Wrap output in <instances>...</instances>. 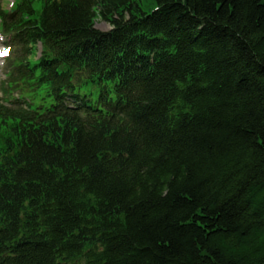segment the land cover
I'll use <instances>...</instances> for the list:
<instances>
[{
  "label": "trees",
  "instance_id": "16d2710c",
  "mask_svg": "<svg viewBox=\"0 0 264 264\" xmlns=\"http://www.w3.org/2000/svg\"><path fill=\"white\" fill-rule=\"evenodd\" d=\"M0 28V264H264V0H21Z\"/></svg>",
  "mask_w": 264,
  "mask_h": 264
},
{
  "label": "rangeland",
  "instance_id": "374dc122",
  "mask_svg": "<svg viewBox=\"0 0 264 264\" xmlns=\"http://www.w3.org/2000/svg\"><path fill=\"white\" fill-rule=\"evenodd\" d=\"M21 0H0V6L3 9L9 10L12 9L13 6H16L20 3ZM34 1V7L37 9V11H41L42 8V0H33ZM15 4V5H14ZM153 4L148 3L147 1L144 3V10L149 11L153 7ZM151 7V8H149ZM96 27L100 30L106 31L109 30L111 27L106 22L102 21L101 19L97 20ZM6 38L5 35L2 36V30L0 28V82L4 81L6 79V69H5V61L7 60L8 52L6 51V48L8 45L6 44ZM41 52V46L37 47V51L35 56H31V61L36 62L37 58L39 57ZM16 94V93H15ZM17 97V95L15 96ZM3 98V93L0 91V99ZM52 103L51 97H46L43 94H38L33 99V107L38 106H45L48 107Z\"/></svg>",
  "mask_w": 264,
  "mask_h": 264
}]
</instances>
